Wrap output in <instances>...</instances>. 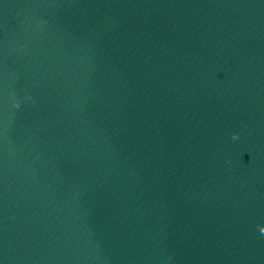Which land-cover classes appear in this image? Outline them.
<instances>
[{
	"label": "water",
	"instance_id": "obj_1",
	"mask_svg": "<svg viewBox=\"0 0 264 264\" xmlns=\"http://www.w3.org/2000/svg\"><path fill=\"white\" fill-rule=\"evenodd\" d=\"M133 0H0V89Z\"/></svg>",
	"mask_w": 264,
	"mask_h": 264
},
{
	"label": "clouds",
	"instance_id": "obj_2",
	"mask_svg": "<svg viewBox=\"0 0 264 264\" xmlns=\"http://www.w3.org/2000/svg\"><path fill=\"white\" fill-rule=\"evenodd\" d=\"M232 138H233V139H236L237 137L234 135Z\"/></svg>",
	"mask_w": 264,
	"mask_h": 264
}]
</instances>
